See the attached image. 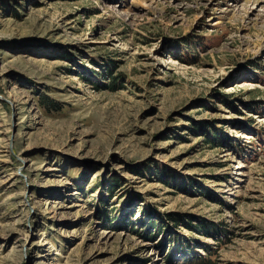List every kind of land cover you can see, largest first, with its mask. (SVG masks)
Here are the masks:
<instances>
[{"label": "rangeland", "instance_id": "1", "mask_svg": "<svg viewBox=\"0 0 264 264\" xmlns=\"http://www.w3.org/2000/svg\"><path fill=\"white\" fill-rule=\"evenodd\" d=\"M244 1L0 0V264H264Z\"/></svg>", "mask_w": 264, "mask_h": 264}, {"label": "bare ground", "instance_id": "2", "mask_svg": "<svg viewBox=\"0 0 264 264\" xmlns=\"http://www.w3.org/2000/svg\"><path fill=\"white\" fill-rule=\"evenodd\" d=\"M235 1H233V3H234ZM244 4H245V6H251L252 8L251 9H249V8H245V14L246 15H248L249 13H250V10H253L254 8H260V9H264V0H245L244 2H243ZM111 7V6H110ZM108 9H110V8H108Z\"/></svg>", "mask_w": 264, "mask_h": 264}]
</instances>
